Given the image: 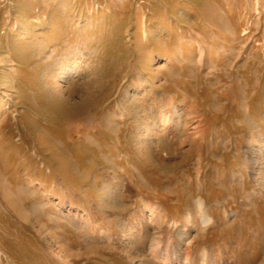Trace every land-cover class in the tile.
Returning <instances> with one entry per match:
<instances>
[{"label": "rangeland", "instance_id": "obj_1", "mask_svg": "<svg viewBox=\"0 0 264 264\" xmlns=\"http://www.w3.org/2000/svg\"><path fill=\"white\" fill-rule=\"evenodd\" d=\"M0 139L4 264H264V0H0Z\"/></svg>", "mask_w": 264, "mask_h": 264}, {"label": "bare ground", "instance_id": "obj_2", "mask_svg": "<svg viewBox=\"0 0 264 264\" xmlns=\"http://www.w3.org/2000/svg\"><path fill=\"white\" fill-rule=\"evenodd\" d=\"M2 139H0V141H1ZM6 140V138L3 140V141H5ZM2 148H3V146H2ZM5 149V148H4ZM1 152V151H0ZM2 153V152H1ZM4 153H5V151H4ZM1 156V155H0ZM2 156H4L2 159L4 160V162L6 163V162H8V161H10L9 159V156H7V154H3ZM13 156V155H12ZM33 177V176H32ZM31 181H33V179L31 178ZM48 193V192H47ZM47 195V194H46ZM50 195H51V193H50ZM205 223L206 222H208L210 219L207 217V216H205ZM80 221L84 224V225H88L87 223H89V222H87V220H85V219H82V218H80ZM89 221V220H88ZM23 222V221H22ZM24 225L26 224V220H25V223H23ZM28 225H29V223H28ZM95 230H97L96 228H94V232H95ZM97 232V231H96ZM95 232V233H96ZM42 233H43V231H42ZM49 234V233H48ZM85 234V233H84ZM83 234V235H84ZM50 235V234H49ZM48 235V236H49ZM45 236V235H44ZM43 237V236H42ZM46 237V236H45ZM80 237H82L81 235H80ZM44 238V237H43ZM204 264H215V260H213V257H212V254L209 252V251H207V250H205V252H204ZM236 261V260H235ZM232 262H234V260L232 261ZM231 262V263H232ZM4 264L2 261H0V264ZM236 263V262H235ZM230 264V263H229ZM233 264V263H232ZM237 264H238V261H237Z\"/></svg>", "mask_w": 264, "mask_h": 264}, {"label": "clouds", "instance_id": "obj_3", "mask_svg": "<svg viewBox=\"0 0 264 264\" xmlns=\"http://www.w3.org/2000/svg\"><path fill=\"white\" fill-rule=\"evenodd\" d=\"M201 206H202V204H201ZM197 215H198V212H197ZM210 224H211V220H209L208 222H206V223H203L202 225H201V227L203 228V230L206 232L207 231V228L210 226ZM204 259V257L202 256V260Z\"/></svg>", "mask_w": 264, "mask_h": 264}]
</instances>
